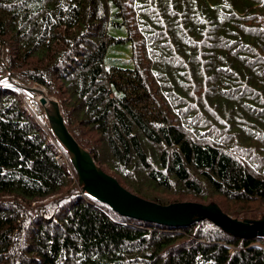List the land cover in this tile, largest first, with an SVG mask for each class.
<instances>
[{
  "label": "trees",
  "instance_id": "obj_1",
  "mask_svg": "<svg viewBox=\"0 0 264 264\" xmlns=\"http://www.w3.org/2000/svg\"><path fill=\"white\" fill-rule=\"evenodd\" d=\"M0 48V264H264L263 237L136 220L71 184L16 84L144 199L264 201V0H0Z\"/></svg>",
  "mask_w": 264,
  "mask_h": 264
},
{
  "label": "water",
  "instance_id": "obj_2",
  "mask_svg": "<svg viewBox=\"0 0 264 264\" xmlns=\"http://www.w3.org/2000/svg\"><path fill=\"white\" fill-rule=\"evenodd\" d=\"M7 78L12 79L10 73L7 74ZM16 84L29 95L37 94L36 101L44 110L53 134L65 150L77 174V185L80 189L107 204L117 214L176 227L208 220L228 234L264 237V213L255 219L238 218L225 213L216 202L204 204L196 201H179L162 205L130 192L116 178L101 170L89 152L77 143L64 123L57 100L48 95L44 87L38 84L24 85L17 82Z\"/></svg>",
  "mask_w": 264,
  "mask_h": 264
},
{
  "label": "rangeland",
  "instance_id": "obj_3",
  "mask_svg": "<svg viewBox=\"0 0 264 264\" xmlns=\"http://www.w3.org/2000/svg\"><path fill=\"white\" fill-rule=\"evenodd\" d=\"M118 33L120 32L117 31ZM122 46L124 47L125 44H115L116 47L118 46ZM107 60H116V64L119 65V66H129L130 62V48L128 49V52L125 53H121V52H117V48L116 50H109L107 55ZM12 80V79H11ZM14 81V80H13ZM15 82V81H14ZM34 85H36L34 83ZM26 95H23V103L25 104L24 106H27V108L31 111H36L38 114L37 116L41 117V119H43L44 121V129L45 131L47 132V135L49 136V140L51 142H55L57 144V147L59 149V151L61 152V157L63 159V161H65L66 163H68L67 165L70 166L68 168V172L70 174V177L74 178V180L71 182L74 183L76 181V172L74 170V168L72 167L69 159H68V156L65 152V150L63 149V147L60 145V143L58 142V139L56 138V136L53 134V130L51 129L49 123H48V120L47 118L45 117V113H44V110L40 107L39 104H37L38 102L36 101V98L38 99L37 97V94L35 93H31L32 95H29L27 92H26ZM36 97V98H35ZM37 104H35L34 103ZM90 136V135H88ZM70 164V165H69ZM102 165V168L107 172V173H110V174H113L105 164L101 163ZM127 187V186H126ZM70 188V187H69ZM156 194H161L162 191H157L155 190ZM167 199H176V200H180V201H196V202H201V203H204V204H208L210 202H215L221 207V209L227 213L228 215L232 216V217H237L239 216L238 218H241L240 215H243L244 213L246 214L245 217H249V218H254L251 216V213H256L258 211H263L264 210V201L263 200H260V199H253V200H250L247 202V204L245 205H242V203H236V202H232V201H229L227 199H225L222 195H219V194H215L213 196H211L209 198V200H206V201H203L201 199H198L194 196H190V195H179V196H176V195H173V194H170L168 195V198ZM250 208V209H249ZM250 213V214H248ZM255 218H258L257 216ZM254 218V219H255Z\"/></svg>",
  "mask_w": 264,
  "mask_h": 264
},
{
  "label": "built area",
  "instance_id": "obj_4",
  "mask_svg": "<svg viewBox=\"0 0 264 264\" xmlns=\"http://www.w3.org/2000/svg\"><path fill=\"white\" fill-rule=\"evenodd\" d=\"M60 153L61 152L59 151L56 157H57L58 160L64 162L63 159H62V157H61V154Z\"/></svg>",
  "mask_w": 264,
  "mask_h": 264
},
{
  "label": "bare ground",
  "instance_id": "obj_5",
  "mask_svg": "<svg viewBox=\"0 0 264 264\" xmlns=\"http://www.w3.org/2000/svg\"><path fill=\"white\" fill-rule=\"evenodd\" d=\"M250 209V208H249Z\"/></svg>",
  "mask_w": 264,
  "mask_h": 264
}]
</instances>
